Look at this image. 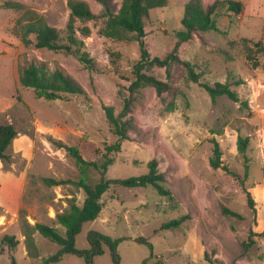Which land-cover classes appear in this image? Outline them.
<instances>
[{
    "label": "rangeland",
    "instance_id": "obj_1",
    "mask_svg": "<svg viewBox=\"0 0 264 264\" xmlns=\"http://www.w3.org/2000/svg\"><path fill=\"white\" fill-rule=\"evenodd\" d=\"M6 1L22 3L23 8H5ZM84 1L92 11L103 12L96 0ZM120 3L113 0V11ZM170 7L175 6L151 9L145 19L144 41L151 57L164 58L177 41ZM39 16L64 38L66 25L72 24L75 36L84 41L83 50L92 59V66L86 67L71 53L25 45L22 27ZM105 21V17H71L67 0H0V123H12L21 133L7 148V158L0 159V240L4 234L18 240L12 253L14 264H43L45 257L59 249L37 231L32 235L34 246L28 248L23 235L25 222L53 225L64 234L55 214L67 208L71 196L77 204L83 202L82 188L72 183L49 185L42 180L79 177L74 158L57 142L76 146L87 160L101 161L105 145L117 140L103 105L113 106L119 114L134 78L133 64L140 55L135 40L101 35L99 29ZM216 21L222 22L219 18ZM80 29H87L89 35L82 36ZM227 30L229 35L198 32L178 45L177 57L192 64L201 75L199 82L189 80L180 61L171 63L168 73L157 65L146 70L167 81L170 88L160 95L150 86L134 93L131 111L123 117L129 121L128 138L121 142L119 152L110 154L114 162L105 176H139L148 171L147 162L156 159L171 196L158 194L151 185L113 184L98 216L82 224L75 246L88 249L91 230L127 238L117 245L118 263L104 245L103 253L93 257V264H264V53H255L252 48L250 54L260 62L252 67V60L247 59L251 44L236 39V24ZM28 37L34 41L33 34ZM29 62L61 68L82 85L85 94L55 100L38 97L18 80L20 67ZM217 81L228 83L238 100L222 95L211 101L199 83ZM171 101L170 111L167 105ZM238 134L248 137L245 155L237 149ZM212 138L231 170L244 177L248 164L243 183L220 168H211ZM98 178L99 171L91 168L88 182ZM246 191L255 201V217L247 205ZM223 207L241 217L223 214ZM180 216L186 218L178 227L160 229ZM138 236L148 238L152 248L133 240ZM0 264H13L8 250L0 253ZM52 264L86 263L82 256L66 253Z\"/></svg>",
    "mask_w": 264,
    "mask_h": 264
},
{
    "label": "trees",
    "instance_id": "obj_2",
    "mask_svg": "<svg viewBox=\"0 0 264 264\" xmlns=\"http://www.w3.org/2000/svg\"><path fill=\"white\" fill-rule=\"evenodd\" d=\"M96 1L101 4L103 12L96 13L92 11L88 3L84 0H67L70 16L80 20H94L99 17H105V24L99 29V33L108 38L117 40H135L138 44L140 56L133 64L132 71L134 78L128 87L129 95L123 98V106L119 114L114 113L113 106L103 105L109 127L112 133L117 136V140L114 143L105 145V151L102 153L103 160H87L82 156L76 146H70L61 141L57 142L58 146L64 147L67 153L74 158L79 170V177L76 180H57L52 177H43L42 180L49 185L72 183L76 187L83 189L84 199L82 204L79 205L76 203L73 196L69 197L67 208L55 214V222L58 226L64 227V234H61L58 228L53 225L41 222H36L34 224L25 222L23 235L28 248L34 246L32 237L34 231L39 232L42 236L59 246V249L55 253L43 259V264H52L66 253L82 256L86 264H93V257L103 253L104 245L108 247L113 262H119L120 258L117 253V245L120 240L126 239L127 237L116 239L96 230H91L87 234L89 248L78 249L75 246V236L80 232L82 224L98 216L104 205L105 194L113 184L125 187H145L151 185L158 194L162 196H171V191L163 185L165 177L164 174L158 170V162L156 159H151L147 162L148 171L145 174L128 178H107L105 176L107 167L114 162V157L110 154L119 152L121 150V142L128 138L129 121L128 119H123V117L130 113L132 104L135 100L134 93L139 88L145 86L153 87L158 95L169 90L170 85L167 81L161 80L146 72V70L153 65L165 67L168 73L171 63L180 61L186 69L189 80L192 82H199L198 80L201 75L193 69L192 64L185 60L181 61L177 57L176 50L178 45L184 41L190 40L195 33L210 30L220 31L215 21L216 16L227 14L230 11L238 13L242 10V3L235 0H214L209 4H204L203 0H188L184 5L183 14L180 19L181 27L176 31L177 41L174 48L164 58H159L158 56L151 57L146 48L144 41V25L145 19L149 17V11L154 8H163L167 6L168 0H121L117 11H113V0ZM4 7L21 9L23 8V4L16 1H6ZM80 31L81 35L84 37L89 35L87 29H80ZM30 34L34 35V41L28 37ZM21 38L25 45L33 43L36 48H46L48 50L74 54L78 60L88 68L93 64L88 53L83 50L84 41L82 38L80 39L75 36V28L70 23L66 25V37L64 38L57 28L49 25L39 16L34 18V20H29L22 27ZM242 41L251 44L247 46V51L249 52L247 54V59L252 60V67H257L260 62L255 57H252L250 52L252 48H255V50L253 49L255 53H264V41H254L245 38H243ZM18 80L21 86L32 88L38 97L47 100L64 99L68 95L85 94L82 85L70 74L66 73L61 68L50 69L43 63L37 64L36 62H29L21 66ZM199 84L207 91L211 101H215L217 97L222 95H226L234 101L238 100L237 92L230 89L229 84L226 82L217 81L213 84L207 82ZM173 105L174 103L171 101L167 105V109L170 111L173 110ZM18 133L19 132L12 123H0V159L5 160L7 158L6 150ZM211 142L213 144L212 155L209 157V165L211 168H220L243 183L247 176L248 164L245 163L244 177H241L240 174L231 170L227 164L222 161V152L217 140L212 138ZM236 143L238 151L244 154L248 144V137L238 134ZM91 168L99 171V178L94 183L88 182V175ZM261 169L264 186V160ZM246 199L247 205L252 211L253 217H255L257 215L255 201L248 191H246ZM222 212L223 214L238 218L241 217L239 213L227 207H223ZM185 218V216H180L169 220L165 222L160 229L176 228ZM133 240L139 243H146L152 248L151 242L146 237L138 236ZM17 244L18 240L14 235L4 234L1 237L0 253L4 252V250H8L13 264L14 258L12 253Z\"/></svg>",
    "mask_w": 264,
    "mask_h": 264
},
{
    "label": "crops",
    "instance_id": "obj_3",
    "mask_svg": "<svg viewBox=\"0 0 264 264\" xmlns=\"http://www.w3.org/2000/svg\"><path fill=\"white\" fill-rule=\"evenodd\" d=\"M204 3L209 4L214 0H203ZM242 3V10L238 13L232 11L227 14L216 16V19H220V23L216 21L220 32L222 31L226 35L227 29L231 27L232 24L237 25L236 39L245 38L249 40H262L264 41V0H235ZM188 0H168V6L171 12L174 13L171 17L174 19V24L176 28L181 27L180 19L183 14V8ZM173 8V9H172ZM215 31V30H212ZM217 32V31H216ZM21 136V133H18ZM17 137V136H16ZM15 137V138H16ZM14 138V139H15ZM19 139V138H18ZM16 139V140H18Z\"/></svg>",
    "mask_w": 264,
    "mask_h": 264
}]
</instances>
